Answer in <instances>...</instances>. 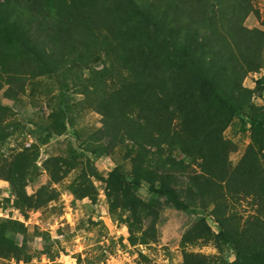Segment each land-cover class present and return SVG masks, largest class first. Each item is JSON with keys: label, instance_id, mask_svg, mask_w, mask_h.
I'll use <instances>...</instances> for the list:
<instances>
[{"label": "rangeland", "instance_id": "obj_1", "mask_svg": "<svg viewBox=\"0 0 264 264\" xmlns=\"http://www.w3.org/2000/svg\"><path fill=\"white\" fill-rule=\"evenodd\" d=\"M251 2L254 11L244 24L264 31V0ZM102 35V30L78 35L73 53H84V60L53 74H37L30 57L3 37L0 122L6 128L0 163L21 170L24 179L18 184L0 177V264H256L238 248L259 252L264 245L261 185L258 195L230 181L200 185L207 172L201 159L165 146L164 155L186 165L191 208L155 195L144 181L118 192L112 186L117 173L132 179V164L127 144L110 145L108 137L95 136L102 117L96 107L120 87L123 74L116 46L102 50L95 44ZM82 38L95 46L85 50ZM262 76L264 69L248 72L243 84L254 90L253 104L264 109V83L257 82ZM119 116L115 109L108 114ZM250 117L234 114L223 128L231 147L227 162L230 171L241 172L244 155L255 156L245 171L256 166L264 179V134Z\"/></svg>", "mask_w": 264, "mask_h": 264}, {"label": "trees", "instance_id": "obj_2", "mask_svg": "<svg viewBox=\"0 0 264 264\" xmlns=\"http://www.w3.org/2000/svg\"><path fill=\"white\" fill-rule=\"evenodd\" d=\"M251 1L0 0V47L3 37L14 41L35 63L37 74H53L84 60V53H73L78 35L102 30L94 43L102 50L116 46L123 74L120 87L96 107L102 117L95 136L108 137L110 145L127 144L132 164V179L117 173L112 186L118 192L144 181L155 195L188 209L186 165L164 155L165 146L201 159L207 172L200 185L230 181L254 195L260 185L264 189V183H252L255 178L264 181L256 166L245 171L257 161L255 156L251 160L245 154L242 171H230L231 147L221 133L230 116L248 113L264 134V109L253 104L254 90L243 84L248 72L264 69V31L244 24L254 11ZM79 42L85 50L95 46L86 38ZM257 82L264 83V76ZM112 109L118 119L108 117ZM5 128L0 122V136ZM2 176L18 184L24 179L21 170H6L0 163ZM128 203L138 216L135 202ZM259 228H264L263 221ZM238 252L264 264V245L259 252Z\"/></svg>", "mask_w": 264, "mask_h": 264}]
</instances>
